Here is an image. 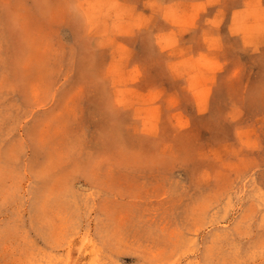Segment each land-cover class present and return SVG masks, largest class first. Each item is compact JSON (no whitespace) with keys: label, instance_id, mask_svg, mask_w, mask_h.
Segmentation results:
<instances>
[{"label":"rangeland","instance_id":"obj_1","mask_svg":"<svg viewBox=\"0 0 264 264\" xmlns=\"http://www.w3.org/2000/svg\"><path fill=\"white\" fill-rule=\"evenodd\" d=\"M86 1L0 0V264H264V0L202 54Z\"/></svg>","mask_w":264,"mask_h":264},{"label":"crops","instance_id":"obj_2","mask_svg":"<svg viewBox=\"0 0 264 264\" xmlns=\"http://www.w3.org/2000/svg\"><path fill=\"white\" fill-rule=\"evenodd\" d=\"M153 1L161 3V12L159 14L156 12L159 16L155 14V38L158 35L162 36L165 34V30L168 29L178 39L177 45L183 46L186 49L189 48L191 51H194V54L205 52L209 45L213 44L214 40L215 44H219L221 49H225L227 53H234L233 51L241 49L245 41V35L240 26V15L245 12L251 2H256V0ZM169 9L170 18L167 19L165 14ZM151 40V32L140 38L143 45H148ZM142 49H148V47L143 46ZM149 52L151 50H147L145 53ZM178 59L179 57L176 58V60Z\"/></svg>","mask_w":264,"mask_h":264},{"label":"bare ground","instance_id":"obj_3","mask_svg":"<svg viewBox=\"0 0 264 264\" xmlns=\"http://www.w3.org/2000/svg\"><path fill=\"white\" fill-rule=\"evenodd\" d=\"M88 1V0H87ZM86 1V2H87ZM115 1H117V0H114V2ZM148 1V0H147ZM92 2V1H91ZM93 2H95V1H93ZM97 4H98V1L96 2ZM111 2H109V4H110ZM153 3V2H152ZM90 4V3H89ZM89 4H88V6H89ZM94 4V3H93ZM124 4V3H123ZM100 5V4H99ZM112 5H113V3H112ZM116 5V4H115ZM224 5V4H223ZM119 6V5H118ZM92 7V6H91ZM106 7V6H105ZM109 7H111V6H109ZM203 7V6H202ZM92 8H94V5H93V7ZM242 8V7H241ZM89 9V8H88ZM106 9V8H105ZM122 10H123V8H121ZM238 9V8H237ZM260 9H261V7H260ZM110 10H112V9H110ZM109 10V11H110ZM114 10V9H113ZM262 10V9H261ZM97 11V10H96ZM103 11V10H102ZM121 11V10H120ZM126 11V10H125ZM258 11V13L259 12H261V11H259V9L257 10ZM92 12V11H91ZM116 12V11H115ZM233 12V11H232ZM234 12H236L235 10H234ZM243 12V11H242ZM254 12V11H253ZM263 12V11H262ZM261 12V13H262ZM114 13V12H113ZM127 13V12H126ZM261 13H259V15L261 14ZM92 14H93V12H92ZM97 14V13H96ZM131 14V13H130ZM255 14V13H254ZM19 15H20V13H19ZM257 14H255V16H256ZM129 16V15H128ZM127 16V14H126V17H128ZM252 16V15H251ZM258 16V15H257ZM124 17V16H123ZM136 18H137V16H135ZM217 17V16H216ZM261 17V16H260ZM139 18V17H138ZM217 18H219V17H217ZM233 18V17H232ZM256 18V17H255ZM254 18V19H255ZM262 19H263V17H261ZM117 19V18H116ZM141 19V18H140ZM214 19V18H213ZM220 19V18H219ZM215 20V19H214ZM218 20V19H217ZM249 20V19H248ZM258 20V19H257ZM135 21H136V19H135ZM219 21V20H218ZM231 21V20H230ZM240 21V20H239ZM137 22V21H136ZM140 22V21H139ZM143 22H145V21H143ZM249 22V21H248ZM254 22H256V20L254 21ZM21 23V22H20ZM141 23V22H140ZM231 23H233V22H231ZM218 24V23H217ZM220 24V23H219ZM264 25V24H263ZM19 26V25H18ZM93 26V25H92ZM91 26V27H92ZM143 27V26H142ZM229 27V26H228ZM263 27V26H262ZM261 27V28H262ZM233 28V27H232ZM260 28V29H261ZM25 29V28H24ZM68 29V28H67ZM19 30V29H18ZM233 31H234V29H232ZM232 30H230V31H232ZM235 30L237 31V29L235 28ZM22 32V31H21ZM262 33H263V31H262ZM255 34H257V33H255ZM166 35H168V34H166ZM258 35V34H257ZM256 35V36H257ZM22 36V35H21ZM169 36V35H168ZM171 36V35H170ZM205 36V35H204ZM206 37V36H205ZM249 37H251V36H249ZM248 37V38H249ZM72 38V37H71ZM252 38H253V36H252ZM207 39V38H206ZM258 39V38H257ZM19 40H20V38H19ZM22 40V39H21ZM174 40V39H173ZM213 40V39H212ZM244 41V40H243ZM176 42V41H175ZM205 42V41H204ZM213 43V42H212ZM23 45V44H22ZM25 45V44H24ZM31 45V44H30ZM123 45V44H122ZM173 45V44H172ZM120 46V45H119ZM125 46V45H124ZM214 47V46H213ZM216 47V46H215ZM125 48H127V47H125ZM124 48V49H125ZM119 50V49H118ZM125 52V51H124ZM180 52H182V51H180ZM253 53V52H252ZM120 54H121V52H120ZM126 54V53H125ZM125 54H123L124 56H125ZM134 55V54H133ZM43 56V55H42ZM185 56V55H184ZM188 56V55H187ZM206 56H209V55H206ZM37 57H38V55H37ZM194 57V56H193ZM186 58V57H185ZM33 59V58H32ZM194 59V58H193ZM198 59V58H197ZM38 60V59H37ZM113 60H115V59H113ZM209 60V59H208ZM196 61H198V60H196ZM201 62V61H200ZM120 63V62H119ZM126 63V62H125ZM180 63V62H179ZM38 64V63H37ZM199 64V63H198ZM25 65V64H24ZM178 65V64H177ZM190 65V64H189ZM161 66V65H160ZM186 66V65H185ZM199 66H201V64L199 65ZM199 66H197V68L199 69ZM210 66V65H209ZM208 66V67H209ZM259 66V65H258ZM26 67V66H25ZM117 69V68H116ZM27 70H28V68H27ZM149 70V69H148ZM168 70V69H167ZM197 70V69H196ZM209 70V69H208ZM212 70V69H211ZM163 71V70H162ZM196 72V71H195ZM200 72L198 71V74H199ZM203 74V73H202ZM124 75V74H123ZM200 75V74H199ZM206 76L208 75V74H205ZM121 76V75H120ZM119 76V77H120ZM198 76V75H197ZM205 76V77H206ZM63 77V76H62ZM124 77V76H123ZM123 77H120V78H123ZM127 77V76H126ZM212 77H214V76H212ZM39 78V77H38ZM207 78H209V77H207ZM38 82V81H37ZM37 87V86H36ZM120 89V88H119ZM124 90H126V89H124ZM104 92V91H103ZM31 93V92H30ZM156 95V94H155ZM154 95V96H155ZM202 99V98H201ZM55 100V99H54ZM143 104V103H142ZM204 105H205V103H204ZM144 106V105H143ZM161 106V105H160ZM66 107V106H65ZM110 108V107H109ZM199 109V108H198ZM206 109V108H205ZM163 110V109H162ZM200 110H202V108H200ZM196 115V114H195ZM177 117V116H176ZM153 120V119H152ZM143 122V121H142ZM181 122V121H180ZM179 121H177V123L179 124L180 123ZM146 123V122H145ZM151 123V122H150ZM187 123V122H186ZM186 125V124H185ZM157 130V129H156ZM144 132V131H143ZM153 132V131H152ZM47 136V135H46ZM48 149V148H47ZM133 150H131V152H132ZM45 154V153H44ZM218 158V157H217ZM202 166V165H201ZM208 174H209V172H208ZM203 179V178H202ZM232 179V178H231ZM222 195V194H221ZM245 206V205H244ZM238 214V213H237ZM256 215V214H255ZM85 244V243H84ZM202 257V256H201Z\"/></svg>","mask_w":264,"mask_h":264},{"label":"snow or ice","instance_id":"obj_4","mask_svg":"<svg viewBox=\"0 0 264 264\" xmlns=\"http://www.w3.org/2000/svg\"><path fill=\"white\" fill-rule=\"evenodd\" d=\"M261 58H262V60H264V55H262V57H261Z\"/></svg>","mask_w":264,"mask_h":264}]
</instances>
